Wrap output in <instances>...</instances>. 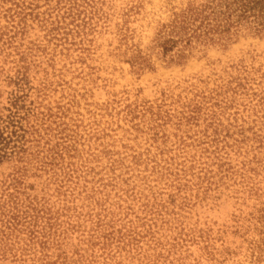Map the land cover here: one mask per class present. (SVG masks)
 <instances>
[{"label": "rangeland", "instance_id": "obj_1", "mask_svg": "<svg viewBox=\"0 0 264 264\" xmlns=\"http://www.w3.org/2000/svg\"><path fill=\"white\" fill-rule=\"evenodd\" d=\"M209 2L0 0V264H264V34Z\"/></svg>", "mask_w": 264, "mask_h": 264}, {"label": "trees", "instance_id": "obj_2", "mask_svg": "<svg viewBox=\"0 0 264 264\" xmlns=\"http://www.w3.org/2000/svg\"><path fill=\"white\" fill-rule=\"evenodd\" d=\"M191 16L196 18L187 24L190 27L184 25L179 30V33L183 32L187 36L191 33L189 41L197 31L204 33V36H222L242 30L264 34V0H210L207 9L192 11ZM180 40L183 39L180 37ZM168 42L176 43L173 39Z\"/></svg>", "mask_w": 264, "mask_h": 264}]
</instances>
